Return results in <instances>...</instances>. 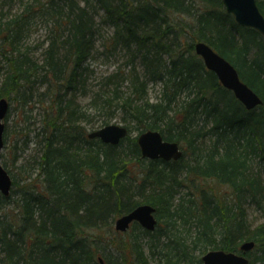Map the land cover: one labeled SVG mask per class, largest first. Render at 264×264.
<instances>
[{"label": "trees", "instance_id": "16d2710c", "mask_svg": "<svg viewBox=\"0 0 264 264\" xmlns=\"http://www.w3.org/2000/svg\"><path fill=\"white\" fill-rule=\"evenodd\" d=\"M197 41L262 104L244 108ZM99 60L116 66L97 75ZM1 98L30 112L23 122L38 113L21 156L5 151V123L0 264H196L251 241L248 264H264V43L221 0H0ZM113 121L128 129L119 144L89 139ZM146 130L180 158L143 159ZM138 204L155 208L156 228L116 231Z\"/></svg>", "mask_w": 264, "mask_h": 264}, {"label": "water", "instance_id": "95a60500", "mask_svg": "<svg viewBox=\"0 0 264 264\" xmlns=\"http://www.w3.org/2000/svg\"><path fill=\"white\" fill-rule=\"evenodd\" d=\"M225 12L231 14L234 21L240 27L256 30L261 35L264 43V15L260 13L256 0H221ZM194 52L199 56L205 68L213 72L220 84L232 92L235 98L246 108L251 110L262 104L256 92L240 80L237 69L231 63L219 55L212 47L202 41L193 45ZM9 101L0 99V193L9 195L12 187V178L8 171L1 165V154L4 148V119L8 115ZM128 129L122 124L112 122L101 128L91 131L89 139L96 138L99 141L117 145L127 135ZM137 144L143 159L165 161L178 160L182 155L179 145L173 141H166L159 131L146 130L136 136ZM155 208L152 205L138 204V206L117 217L114 229L119 232H127L131 223L135 222L147 231H153L157 224ZM254 243L243 242L238 251L226 252L222 249L207 251L196 264H248L247 253L254 247Z\"/></svg>", "mask_w": 264, "mask_h": 264}, {"label": "rangeland", "instance_id": "374dc122", "mask_svg": "<svg viewBox=\"0 0 264 264\" xmlns=\"http://www.w3.org/2000/svg\"><path fill=\"white\" fill-rule=\"evenodd\" d=\"M38 37H39V35H38ZM36 40H38L37 36L33 35L31 37L30 41H29V44L32 47H34L33 44L36 42ZM109 63L106 65L105 63H103L102 61L99 60L96 63V65H94V68L96 70L97 75L109 73L111 70H113L115 68L116 64H114V63H110L109 64ZM10 106L11 107H10V110H9L10 113H9L8 119L7 120L4 119L5 120L4 123H6V129H7V131H9L8 132L9 138H8L6 144H5L6 145L5 151L7 152L8 156L12 157L10 153L13 152L14 146L16 144L18 146L17 147L18 148L17 149L18 156H21L22 152H21L20 149H22V147H23L24 136H22L20 134V132L24 133L25 131L28 130V127L31 128V131L34 129L32 121H33V118H35V116L38 113L37 106L34 107V110H33L34 112H32L31 119H26V120H24V122L22 121L23 114L24 113L28 114L30 112L27 111L26 108H23V109L20 108V106L18 104H16V102H14V101L11 103ZM113 122L119 123L117 121H113ZM97 127H98V125L95 126L93 128V130L99 128V127L98 128ZM132 135L134 136L135 133L132 134ZM25 151H26V154H27V152L32 154V151H30L29 149L25 150ZM2 153H3V151H2ZM17 172H18L17 170H14V169L11 170V174H13V175L17 174ZM251 213L252 214L250 215V219H252L253 222H255L258 219H260V215L259 214L255 213V212H252V211H251ZM113 226H114V224H113Z\"/></svg>", "mask_w": 264, "mask_h": 264}, {"label": "bare ground", "instance_id": "6f19581e", "mask_svg": "<svg viewBox=\"0 0 264 264\" xmlns=\"http://www.w3.org/2000/svg\"><path fill=\"white\" fill-rule=\"evenodd\" d=\"M196 43V42H195ZM194 45V44H193Z\"/></svg>", "mask_w": 264, "mask_h": 264}]
</instances>
